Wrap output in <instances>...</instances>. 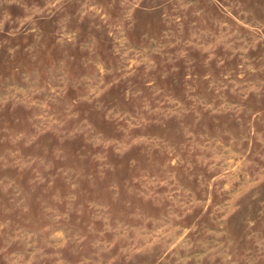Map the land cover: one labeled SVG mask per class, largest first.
<instances>
[{"label":"rangeland","instance_id":"rangeland-1","mask_svg":"<svg viewBox=\"0 0 264 264\" xmlns=\"http://www.w3.org/2000/svg\"><path fill=\"white\" fill-rule=\"evenodd\" d=\"M0 264H264V0H0Z\"/></svg>","mask_w":264,"mask_h":264}]
</instances>
